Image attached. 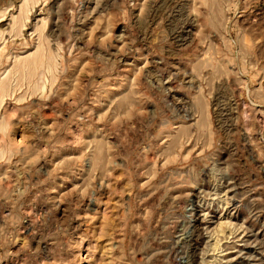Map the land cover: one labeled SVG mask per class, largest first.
Here are the masks:
<instances>
[{
    "label": "rangeland",
    "instance_id": "1",
    "mask_svg": "<svg viewBox=\"0 0 264 264\" xmlns=\"http://www.w3.org/2000/svg\"><path fill=\"white\" fill-rule=\"evenodd\" d=\"M0 264H264V0H0Z\"/></svg>",
    "mask_w": 264,
    "mask_h": 264
},
{
    "label": "bare ground",
    "instance_id": "2",
    "mask_svg": "<svg viewBox=\"0 0 264 264\" xmlns=\"http://www.w3.org/2000/svg\"><path fill=\"white\" fill-rule=\"evenodd\" d=\"M30 68V67H29Z\"/></svg>",
    "mask_w": 264,
    "mask_h": 264
}]
</instances>
